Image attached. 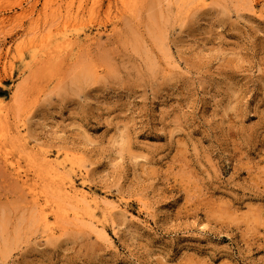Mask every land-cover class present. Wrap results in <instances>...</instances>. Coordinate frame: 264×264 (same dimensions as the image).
Returning a JSON list of instances; mask_svg holds the SVG:
<instances>
[{"label":"rangeland","instance_id":"374dc122","mask_svg":"<svg viewBox=\"0 0 264 264\" xmlns=\"http://www.w3.org/2000/svg\"><path fill=\"white\" fill-rule=\"evenodd\" d=\"M0 264H264V0H0Z\"/></svg>","mask_w":264,"mask_h":264},{"label":"bare ground","instance_id":"6f19581e","mask_svg":"<svg viewBox=\"0 0 264 264\" xmlns=\"http://www.w3.org/2000/svg\"><path fill=\"white\" fill-rule=\"evenodd\" d=\"M200 4H202V3H200ZM206 4H202V5H206ZM43 155H45V154H43ZM49 161L50 160H48V162ZM45 162H47V161L45 160ZM49 165H50V169H51V172L53 174V177H55V179L53 180L54 181V187L51 186L52 187L51 189L55 192L54 196L56 195V197H55V199H53L52 204H49L51 200H50V198H48V196H46L47 198L45 197L46 199L44 200V202L41 201L42 203L40 202V200L38 198H36V199L38 200L37 202L41 206L40 207L41 211H42L41 216L43 217L44 223L49 228L50 233L52 235L57 234L60 231V228H59L60 226H55L53 224L51 225V215L49 214V209H53L54 207H58L61 216L62 215H70V213H69L70 209L67 210L65 208V206H63V203L65 201L71 202V204H73L74 207L76 208V209L73 208L74 209L73 213H72L73 215H71L74 218H77L76 220H78V218H81V216H82V218L84 217L83 213L81 214V211H80L81 209H83L84 212H86V214H89L91 221L92 222L94 221L97 223V227H98V225H100V226H102V228H104L105 224L103 223V221H100L101 219L100 220L95 219L96 209H98L100 207V202L98 201L97 198H96L97 200L94 198L95 196L93 197V195H91V194L89 195L90 192L85 190L83 188V186H82V188H78L76 185V181H75V174L77 172L76 163L73 161H70L67 158H64L61 160L59 158V156H57L54 159V161L49 162ZM47 170H48V168H47ZM55 180H56V182H55ZM51 183L52 182H50V185H51ZM57 198H58V200H57ZM103 204H104V202H103ZM115 207H117V206L114 203H110L107 205V209L109 211L116 209ZM101 209H102V205H101ZM102 212H104V211H102ZM58 215H59V213H58ZM67 217H69V216H67ZM90 219H88V220H90ZM94 226L96 227V225H94ZM103 231H104L103 233H106L104 229H103Z\"/></svg>","mask_w":264,"mask_h":264}]
</instances>
